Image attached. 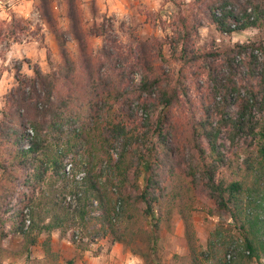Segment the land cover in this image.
<instances>
[{
    "label": "trees",
    "instance_id": "obj_1",
    "mask_svg": "<svg viewBox=\"0 0 264 264\" xmlns=\"http://www.w3.org/2000/svg\"><path fill=\"white\" fill-rule=\"evenodd\" d=\"M171 1L178 15L170 35L142 40L128 27L131 41L121 45L103 34L101 23L84 32L77 0L65 1L64 30L51 0H38L59 60L47 49L49 70L32 64L31 75L17 62L4 96L0 238L17 236L19 247L0 246V264L29 257L36 245L42 257L34 262L60 264L54 231L69 234L78 251L109 236L144 264H158L157 236L144 220L155 213L153 226L168 228L174 211L190 264L264 262V44L197 43L207 24L223 34L264 31V0ZM27 28L21 17L0 20V42ZM88 34L105 36L96 51ZM69 39L77 42L75 56ZM202 195L232 222L209 228L204 247L190 213Z\"/></svg>",
    "mask_w": 264,
    "mask_h": 264
},
{
    "label": "rangeland",
    "instance_id": "obj_2",
    "mask_svg": "<svg viewBox=\"0 0 264 264\" xmlns=\"http://www.w3.org/2000/svg\"><path fill=\"white\" fill-rule=\"evenodd\" d=\"M66 0H51V9L61 29H66ZM38 0H4L0 9V20H9L11 15L24 18L28 28L18 33L14 38L0 42V110L3 105L5 93L14 84V66L21 61V72L31 75V65L38 64L42 71L49 70L46 59V50L52 54V61L59 60L58 48L55 37L48 26L39 18L37 11ZM81 9L79 22L84 32L92 27L102 24V31L107 38L113 37L117 44L125 45L131 40L127 28L130 27L134 35L142 40L161 39L171 34L178 8L171 0H77ZM91 49L96 51L105 40V36L86 35ZM264 44V31L248 28L236 31L232 34L219 33L213 25H205L199 28L198 46L206 49L213 47L231 46L236 43H248L261 40ZM134 43V42H133ZM132 43V44H133ZM68 51L72 56L77 53L78 45L74 39L67 41ZM153 51V50H152ZM167 53V46H163ZM155 56V51L152 52ZM258 55L256 50L253 51ZM167 55V54H166ZM245 57V53L241 55ZM239 57H237V60ZM159 63V60H155ZM176 66V65H175ZM177 67V66H176ZM244 71V67H241ZM205 79L202 74L200 82ZM190 94L193 92L190 90ZM194 96V94H193ZM218 99V98H217ZM219 142L223 144V151L229 145L228 139L221 133ZM145 169L141 174V182L145 178ZM191 218L197 243L204 247L207 231L214 227L217 221H226L232 224L228 215L215 208L207 197L195 196L191 203ZM155 211L157 209L155 208ZM157 216L154 213L145 218L144 223L152 234L157 236L154 246V257L158 264H190L188 249L184 236V225L177 211L172 214L171 222L167 228L163 222L154 227ZM43 236L40 238V240ZM52 248L59 253L60 264H144L141 258L133 254L128 248L119 242H113L109 236L89 242L87 249L78 251L71 242L70 235L60 236L58 231L51 234ZM0 246L11 249L19 247L17 236L0 238ZM42 250L39 245L31 248L30 256L22 255L16 258L14 264H37L34 258H41ZM4 261H8L7 258ZM149 264H155L150 262ZM252 264H264L253 262Z\"/></svg>",
    "mask_w": 264,
    "mask_h": 264
},
{
    "label": "clouds",
    "instance_id": "obj_3",
    "mask_svg": "<svg viewBox=\"0 0 264 264\" xmlns=\"http://www.w3.org/2000/svg\"><path fill=\"white\" fill-rule=\"evenodd\" d=\"M3 2H4V0H0V9H2V7H3ZM9 3H11V0H9Z\"/></svg>",
    "mask_w": 264,
    "mask_h": 264
}]
</instances>
